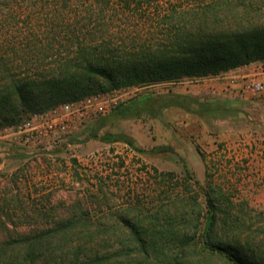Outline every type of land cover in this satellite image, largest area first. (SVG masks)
<instances>
[{"label": "trees", "instance_id": "obj_1", "mask_svg": "<svg viewBox=\"0 0 264 264\" xmlns=\"http://www.w3.org/2000/svg\"><path fill=\"white\" fill-rule=\"evenodd\" d=\"M263 47L264 0H0V106L36 94L65 101L100 89L215 73L258 57L252 55ZM219 56L224 60L216 69ZM148 99L136 97L111 113H151ZM169 105L186 106L171 97L155 108ZM91 137L124 140L142 153L173 150H147L123 134ZM20 172L0 173V264H110L114 258L188 264L170 250L193 243L194 236L178 232L169 209L153 214L164 220L154 225L124 219L119 248L95 242L88 224L74 220L36 226L30 220L35 216L63 215L47 207V195L39 198L43 191L35 193L37 183ZM218 197L222 190L206 188L204 248L225 264H264L262 255L247 256L229 234L240 224Z\"/></svg>", "mask_w": 264, "mask_h": 264}, {"label": "rangeland", "instance_id": "obj_2", "mask_svg": "<svg viewBox=\"0 0 264 264\" xmlns=\"http://www.w3.org/2000/svg\"><path fill=\"white\" fill-rule=\"evenodd\" d=\"M261 55L264 47L252 57ZM215 58L219 69L224 59ZM182 88L184 93L177 91ZM191 92L183 86L146 87L140 96L149 98L154 108L151 113L113 112L50 149L25 148L4 136L3 128L67 97L52 99L53 94L45 93L6 101L0 106V173H26L37 183L35 193L43 191L39 198L46 194L47 207L59 208L63 215L35 216L30 219L35 225L58 218L88 224L85 228L96 234L95 242L110 248L120 246L124 219L154 225L164 220L153 218V214L169 209L175 213L172 222L178 232L194 236L193 243L170 250L187 258L188 264H225L201 243L208 217L205 190L212 186L222 190L219 206L226 211L231 208L240 224L229 234L240 241L247 256L264 257V101L211 98L199 89ZM171 97L189 109L169 105L156 110L159 102ZM182 109L191 115L188 128L177 124ZM95 132L129 136L147 150L159 146L173 150L142 153L124 140L91 137ZM119 260L114 258L110 264H123ZM132 261L126 264H146Z\"/></svg>", "mask_w": 264, "mask_h": 264}, {"label": "built area", "instance_id": "obj_3", "mask_svg": "<svg viewBox=\"0 0 264 264\" xmlns=\"http://www.w3.org/2000/svg\"><path fill=\"white\" fill-rule=\"evenodd\" d=\"M198 87L208 97L264 101V55L215 73L132 84L81 95L29 112L18 124L7 125L4 136L27 148H53L88 123L109 115L118 106L140 96L146 87Z\"/></svg>", "mask_w": 264, "mask_h": 264}, {"label": "crops", "instance_id": "obj_4", "mask_svg": "<svg viewBox=\"0 0 264 264\" xmlns=\"http://www.w3.org/2000/svg\"><path fill=\"white\" fill-rule=\"evenodd\" d=\"M197 90H198V88H195V90H191L192 92L191 91L190 92L191 93H197ZM177 91H179L180 93H184L185 89L182 88L181 90H177ZM190 116L191 115L189 113L185 112V109H182L181 114L178 115L177 124H179L181 127H184V126L187 127V125H189L190 122H191V117ZM190 129H191V127H190Z\"/></svg>", "mask_w": 264, "mask_h": 264}]
</instances>
